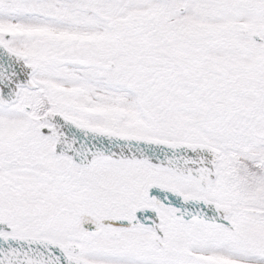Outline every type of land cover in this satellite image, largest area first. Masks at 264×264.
Wrapping results in <instances>:
<instances>
[{"label": "snow or ice", "instance_id": "1", "mask_svg": "<svg viewBox=\"0 0 264 264\" xmlns=\"http://www.w3.org/2000/svg\"><path fill=\"white\" fill-rule=\"evenodd\" d=\"M0 264H264V0H0Z\"/></svg>", "mask_w": 264, "mask_h": 264}]
</instances>
